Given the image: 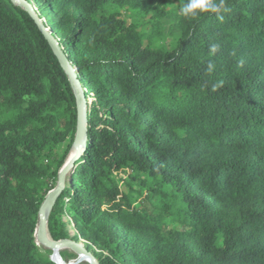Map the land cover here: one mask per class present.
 <instances>
[{
  "label": "trees",
  "instance_id": "obj_1",
  "mask_svg": "<svg viewBox=\"0 0 264 264\" xmlns=\"http://www.w3.org/2000/svg\"><path fill=\"white\" fill-rule=\"evenodd\" d=\"M27 1L87 102L50 236L83 239L101 264H264V0ZM175 1L171 47L119 12L158 19ZM77 122L49 42L0 0V264H56L35 230Z\"/></svg>",
  "mask_w": 264,
  "mask_h": 264
},
{
  "label": "water",
  "instance_id": "obj_2",
  "mask_svg": "<svg viewBox=\"0 0 264 264\" xmlns=\"http://www.w3.org/2000/svg\"><path fill=\"white\" fill-rule=\"evenodd\" d=\"M12 1L28 11V13L37 23L42 34L49 42L61 66L69 77L76 95L78 107L77 131L73 143V147L75 149L69 153L64 165L59 171V181L57 186L47 194L44 202L40 207L39 223L35 230L36 243L37 245H43L44 247L53 250V254L52 256H50V258L54 262H56V260H61L60 250L69 247L73 248L79 254V258L75 262L76 264H79L83 261L89 264H101V262L98 260V258L95 257L93 252L91 250H88L87 247L80 241L73 240L71 238L56 241L50 236L48 232V215L60 192L64 188L66 181L70 179V173L74 169V162L83 151L87 139V102L84 94V89L77 75V67L69 61L64 50L58 43V40L52 34L51 30L46 26L45 19L40 18L33 5L27 0Z\"/></svg>",
  "mask_w": 264,
  "mask_h": 264
},
{
  "label": "rangeland",
  "instance_id": "obj_3",
  "mask_svg": "<svg viewBox=\"0 0 264 264\" xmlns=\"http://www.w3.org/2000/svg\"><path fill=\"white\" fill-rule=\"evenodd\" d=\"M179 7V1H175L173 5L167 8L166 14H164L158 19H154L151 16L138 14L135 11L132 12L130 11V9H121L119 10V12L121 16L125 20H127L128 23H134L138 25V28L145 35V42L147 44H153L157 46L165 45L171 47V45L174 44L178 36L176 16L179 15L181 12ZM74 149L75 148L72 146L70 152H72ZM75 233V229H72L70 231L71 236H73ZM79 241L86 246V241H84L83 239H80ZM61 251L65 252V256L60 255L61 260H56V264H62V262L68 264H76L75 262L78 260L79 254L73 248H63L60 250V252ZM52 254L50 256H52ZM79 264L89 263L83 261Z\"/></svg>",
  "mask_w": 264,
  "mask_h": 264
},
{
  "label": "bare ground",
  "instance_id": "obj_4",
  "mask_svg": "<svg viewBox=\"0 0 264 264\" xmlns=\"http://www.w3.org/2000/svg\"><path fill=\"white\" fill-rule=\"evenodd\" d=\"M61 255V254H60ZM62 262V261H61ZM62 264H68V263H65V262H62Z\"/></svg>",
  "mask_w": 264,
  "mask_h": 264
},
{
  "label": "clouds",
  "instance_id": "obj_5",
  "mask_svg": "<svg viewBox=\"0 0 264 264\" xmlns=\"http://www.w3.org/2000/svg\"><path fill=\"white\" fill-rule=\"evenodd\" d=\"M210 7H212V8H213V10L215 9V6H210Z\"/></svg>",
  "mask_w": 264,
  "mask_h": 264
}]
</instances>
